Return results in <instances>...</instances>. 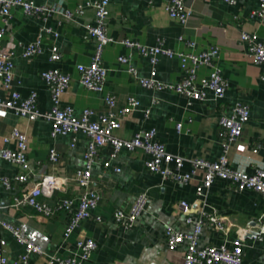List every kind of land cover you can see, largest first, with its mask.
Masks as SVG:
<instances>
[{
    "label": "crops",
    "instance_id": "1",
    "mask_svg": "<svg viewBox=\"0 0 264 264\" xmlns=\"http://www.w3.org/2000/svg\"><path fill=\"white\" fill-rule=\"evenodd\" d=\"M35 4L53 7L60 3L62 8L74 11L88 0H32ZM167 0H109L107 33L115 41L131 39L145 45H155L163 41L166 48L173 51L202 52L210 47L220 51L218 60L221 76L227 84L223 99L216 101L207 92L205 101L188 102L187 99L168 89L148 90L141 87L137 80L118 64V57L127 56L137 70L138 77H148L151 65L147 58L135 50L112 43L103 52V66L107 69L106 84L103 93H93L82 88L78 82L77 65H88L94 50V43L87 37L86 26L94 24L92 11L85 10L82 15L66 20L52 15L45 23L37 18L24 15L18 9H12L5 36L0 42L3 49L13 52L14 81L12 89L21 98L31 92L37 94L38 108L41 112L52 107L50 91L43 82L44 71L58 69L72 78L70 87L62 95L60 105L70 107L79 117L84 109L94 114L108 112L104 103L105 95L115 100L113 112L126 106L129 98L139 102V106L124 117H116L120 128L114 135L120 139H130L137 132L154 128L157 140L164 144L171 155L183 159H203L209 162L218 160L223 152V140L217 135V121L221 115H228L229 109L242 103L249 107V121L245 124L241 137L228 146L226 158L231 168L239 165L252 174L264 166V82L261 73L264 65H254L248 55L245 44L239 42L242 32L255 33L264 41V21L250 17L259 7V0H237L227 5L222 0H187L192 15L186 27L169 18L164 5ZM44 26L58 33V36L45 38V49L55 44L61 53V60L51 63L48 51L31 59L23 57L24 47L33 41ZM3 22L0 18V27ZM181 38L183 40H181ZM185 41L193 42L188 48ZM156 79L163 84L180 81L181 72L176 59L162 57L156 66ZM209 69L201 68L199 77L208 76ZM9 90L1 88L0 96ZM149 115L145 117V111ZM182 128L177 131L176 125ZM24 132L28 139L27 158L30 175L45 173L66 177L68 184L65 192H55L51 197L38 201L54 211L50 218H44L33 207L16 209L14 199L22 194V185L14 180L18 169L0 159V174L11 182L9 188L0 186V220L16 226L21 234L39 245L41 255H28L27 264H50L68 251L75 250V241L90 238L97 245L96 250L83 264H182L186 244L169 251L165 243V229L168 226L183 232H191L186 225V215L179 208L185 201L191 205L189 216L196 221L200 210L215 212L225 216L228 231L223 234L208 224H204L199 238V247L218 246L224 242L230 247L240 227L252 225L264 212V197L253 192H237L226 181L214 180L213 184L197 197L195 187L201 182L202 175L196 171L186 184L176 182L169 177L150 173L145 167L146 155L135 151H121L111 164L121 171H104L97 163L92 168L95 188L101 192V200L93 211L100 222L91 218L82 223L76 233L67 241L63 238L70 214L55 211L57 201L62 198L74 199L77 196L75 186L76 172L84 169V152L87 140L76 134V143L71 147V137L52 138L51 124L42 119L30 122L16 116L12 111L0 112V151L13 149L14 144L4 143L12 129ZM55 149L58 161H48L49 149ZM257 149L253 154L252 150ZM110 149H102L100 156L106 159ZM169 169L176 172L171 165ZM192 168L185 162L180 174L191 173ZM145 193L147 204L135 225L128 230L116 224L113 215L116 210L128 212L136 197ZM264 230V217L258 222ZM0 238L5 241L3 247L6 264H17L25 254V247L16 241L6 229H0ZM241 264H264V234L261 241L247 240L243 246Z\"/></svg>",
    "mask_w": 264,
    "mask_h": 264
},
{
    "label": "built area",
    "instance_id": "2",
    "mask_svg": "<svg viewBox=\"0 0 264 264\" xmlns=\"http://www.w3.org/2000/svg\"><path fill=\"white\" fill-rule=\"evenodd\" d=\"M149 1V0H148ZM237 0H222L227 5H234ZM18 8L24 15L37 18L41 23H45L48 17L59 15L62 19L69 20L73 16L82 15L85 10H90L94 16V24L87 25V37L94 43V50L91 61L88 65H77L75 67L78 74L80 86L93 93H103L107 78V69L103 66V52L105 48L118 43L126 49L135 50L139 55L148 59L151 71L148 77L137 76L136 68L131 64L127 56L118 57L120 66L126 67L127 73L137 80L138 84L148 90H170L192 101H205L207 92L218 101L223 99L227 84L221 76V69L218 65L220 51L217 47H210L202 52L173 51L164 46L163 41L155 45H145L131 39H121L115 41L107 33V19L109 16V0H88L83 5H79L74 11L62 8L60 3L53 7L35 4L32 0H0V18L3 26L0 27V42L5 36L8 26V19L11 10ZM165 12L170 19L177 21L181 27H186L192 15V9L187 5V0H167L164 5ZM250 17H257L264 21V0H259V7L252 11ZM58 36L56 31L42 24L33 41L24 47L23 57L31 59L48 51L49 61L57 63L61 60V53L55 44H50L45 49V38ZM181 40H183L181 38ZM239 42L245 44L251 62L256 66L264 65V41L259 40L255 33L242 32ZM188 48H193V42L185 41ZM165 57L176 59L179 63L181 79L174 84H163L156 79V66L159 59ZM13 52L3 49L0 45V90L5 88L8 93L0 96V112L12 111L16 116L33 122L42 119L51 124L50 135L52 138L69 135L71 137V147L75 146L76 134H81L87 140L84 152L85 167L76 172L75 186L77 196L74 199L62 198L57 201L55 211H65L70 214L69 221L65 227L63 238L68 240L81 227L82 223L94 218L100 222V217L94 216L93 211L97 208L101 200V192L96 189L92 177V168L99 163L104 171L110 170L119 173L121 169L111 164L121 151L134 153L142 152L146 155V169L153 174L160 175L163 179L173 178L176 182L186 184L191 180L196 171L202 175L201 182L195 187L197 197H202L204 192L209 190L214 180L219 179L231 184L237 192L253 191L264 197V166L257 168L254 173L249 174L242 165L238 168H231L227 162L226 151L228 146L241 137L245 124L249 121V107L242 103H237L229 109L228 115H221L217 121V135L224 142L223 152L215 162L203 159L185 160L180 156L171 155L166 152L163 143L157 140L156 129L150 128L137 132L130 139H120L114 135L120 128L116 117H124L134 111L139 102L134 98H129L126 106L113 112L115 100L109 95H105L104 103L108 109L106 114L95 115L91 109H84L79 117L73 114L70 107L60 105L62 95L70 87L72 78L69 74L58 69L44 71L41 78L50 91L52 107L49 111L41 112L38 108L37 94L31 92L24 99L20 94L12 89L14 79ZM201 68L209 69L208 76L199 77ZM261 80L264 82V70L261 73ZM149 115V110L145 111V117ZM182 124L176 125L180 131ZM4 143L12 142L13 149L3 148L0 151V159L15 166L18 174L14 178L17 184L22 185V194L14 199L16 209L25 206L33 207L44 218H50L54 211L41 204L39 198L51 197L55 192H65L68 184L66 177L39 173L30 175V166L27 158L28 139L24 132L17 128L12 129L10 136L3 138ZM109 147L110 152L106 159L101 158L102 149ZM264 149V145H263ZM253 149L252 153H257ZM48 161L56 163L58 154L55 149L48 151ZM190 164L191 173L180 174L184 163ZM173 166L176 172H172L169 167ZM10 180L0 174V186L10 187ZM147 195L139 194L128 212L116 210L113 218L122 229H131L145 210ZM191 205L185 201L179 203V208L186 215L185 223L191 226V232H183L171 226L165 229V243L169 251L176 250L180 245L186 244L182 264H241L243 258V246L245 241H261L264 234L259 221L264 217V212L252 225L240 227L236 231V237L232 240L230 247L226 242L218 246L199 247V238L204 224H208L214 230L225 234L228 231L226 217L215 212L200 210L196 221L189 216ZM0 229L8 230L18 243L24 245L25 254L18 260L17 264H27L28 255H41L42 250L39 245L23 236L20 230L7 222L0 220ZM5 241L0 238V264H6L3 247ZM97 245L94 240L87 238L76 239L75 250L68 251L63 257H56L50 264H83L86 263Z\"/></svg>",
    "mask_w": 264,
    "mask_h": 264
}]
</instances>
